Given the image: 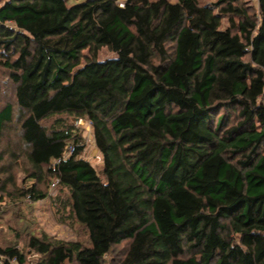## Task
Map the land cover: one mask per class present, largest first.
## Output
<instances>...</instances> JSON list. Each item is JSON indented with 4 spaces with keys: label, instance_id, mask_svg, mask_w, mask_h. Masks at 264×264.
I'll use <instances>...</instances> for the list:
<instances>
[{
    "label": "trees",
    "instance_id": "trees-1",
    "mask_svg": "<svg viewBox=\"0 0 264 264\" xmlns=\"http://www.w3.org/2000/svg\"><path fill=\"white\" fill-rule=\"evenodd\" d=\"M239 1L79 0L55 33L53 0L0 9L29 176L45 166L87 232L29 235L37 264H105L123 240L119 264H264V0L253 13ZM18 2L35 13L30 34L5 25ZM102 47L115 56L99 60ZM12 114L0 109V141ZM62 115L89 120L101 175ZM26 261L0 246V264Z\"/></svg>",
    "mask_w": 264,
    "mask_h": 264
},
{
    "label": "rangeland",
    "instance_id": "rangeland-1",
    "mask_svg": "<svg viewBox=\"0 0 264 264\" xmlns=\"http://www.w3.org/2000/svg\"><path fill=\"white\" fill-rule=\"evenodd\" d=\"M9 1L0 0V9L6 6ZM77 1L79 0H53L52 10L55 12L53 15L55 25L48 32H59L69 24L76 15L72 5ZM169 1L174 2L175 0ZM215 1L198 0V3L209 5ZM239 3L247 6L249 13L256 10V4L250 0H240ZM8 16L12 17V20H7L6 26L20 28L25 33H31L28 29L31 27L35 13L30 9V2L15 3L14 12ZM227 26H229L228 18L222 17V27ZM171 45L169 44V47ZM113 56L115 54L106 47L100 48L97 53L99 60ZM14 87L15 84L11 81L6 69L0 64V109L6 103H10L13 107L12 121L4 130L0 141L2 155L0 161V246L16 244L26 254V264H37L39 256L33 251H29L26 246L29 235L40 237L42 234H46L55 239L85 242L87 232L71 216L67 189L60 186L52 175L46 174L45 166L42 168L41 181H36L29 176L31 166L26 157L27 146L20 136L19 110L15 102ZM62 117L74 127L79 143L83 145L80 156L87 159L101 175L102 160L93 141L89 120L78 116L67 118L66 115H62ZM55 118L54 116L43 120L42 123L45 126H51ZM73 118H76L77 122L74 123ZM31 183H36L37 188L45 191L47 196L37 201H32L24 196L25 188ZM127 246L128 240L114 245L111 251L104 256L105 264H119L126 253ZM64 264L77 263L65 262Z\"/></svg>",
    "mask_w": 264,
    "mask_h": 264
},
{
    "label": "built area",
    "instance_id": "built-area-1",
    "mask_svg": "<svg viewBox=\"0 0 264 264\" xmlns=\"http://www.w3.org/2000/svg\"><path fill=\"white\" fill-rule=\"evenodd\" d=\"M250 1L257 3L258 0H250ZM73 149H74V146H70L69 149H67L65 154H70L73 151ZM52 184H54V183H52Z\"/></svg>",
    "mask_w": 264,
    "mask_h": 264
},
{
    "label": "water",
    "instance_id": "water-1",
    "mask_svg": "<svg viewBox=\"0 0 264 264\" xmlns=\"http://www.w3.org/2000/svg\"><path fill=\"white\" fill-rule=\"evenodd\" d=\"M72 120L74 121V123L77 122V119L76 118H73Z\"/></svg>",
    "mask_w": 264,
    "mask_h": 264
}]
</instances>
